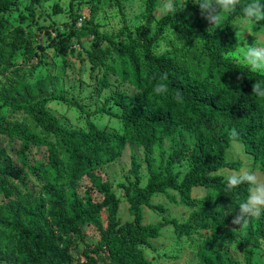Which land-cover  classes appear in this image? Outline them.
I'll return each instance as SVG.
<instances>
[{
    "label": "trees",
    "instance_id": "obj_1",
    "mask_svg": "<svg viewBox=\"0 0 264 264\" xmlns=\"http://www.w3.org/2000/svg\"><path fill=\"white\" fill-rule=\"evenodd\" d=\"M22 1L0 0V77L14 79L18 89L27 85L0 95L7 107L0 113V261L150 264L144 250L153 247L151 242L168 225L177 238H202L200 264H240L229 246H220L222 240L238 236L245 263L252 264L253 251L246 245L255 237L264 240V215L228 230V213L246 198L248 186L226 191L221 172L239 171L243 165L226 156L234 131L251 157L250 169L264 176V99L252 93L253 83L264 85V74L232 56L238 47L235 24L243 21L245 0L212 28L193 0H184L191 16L178 11L158 16L161 0H142L136 14L140 23L132 26L122 1L108 0L121 15L122 24L115 30L102 29L95 21L101 0H66L67 10L52 0V14L65 12L69 18L61 30L53 28V35L38 21L43 9L37 10L51 0H29L20 24L10 21L7 14ZM86 2L90 16L77 25L81 13L76 7ZM173 3L178 7L180 2ZM26 20L28 25H23ZM33 26L45 36L42 43L36 42ZM255 27L264 31V21ZM162 43L165 48L159 50ZM1 46L8 47V57ZM56 57L62 63L61 76L69 78L67 60L75 57L81 67L87 66L97 92L114 83L129 85L130 90L115 91L99 110L85 111L68 90L56 92ZM26 82L34 84V93ZM158 84L167 90L155 92ZM93 99L92 92L89 103ZM52 100L78 107L85 114L84 126L63 122L48 108ZM97 113L109 115L117 126H99L93 119ZM137 147L142 148V158L136 155ZM126 151L131 178L119 186L131 219L123 220L121 199L106 168ZM182 162L184 172L175 169ZM195 188L202 194L194 196ZM157 194L186 207L188 215L145 223L144 208L160 215L166 211L153 203ZM84 227L95 229L94 243L87 240ZM208 229L213 233L203 235Z\"/></svg>",
    "mask_w": 264,
    "mask_h": 264
},
{
    "label": "rangeland",
    "instance_id": "obj_2",
    "mask_svg": "<svg viewBox=\"0 0 264 264\" xmlns=\"http://www.w3.org/2000/svg\"><path fill=\"white\" fill-rule=\"evenodd\" d=\"M124 5V11L126 16L128 17L129 21L128 23L132 25H138L140 23V19L136 17V14H139L142 10V0H121ZM175 0H173L174 2ZM179 1V6L177 7V11L180 13H183L187 16H191L189 11L184 7V0H177ZM29 0H24L19 4V7L17 10L11 11L7 14L8 18L14 25L20 24L19 22V16L20 15H27V10L25 7L28 5ZM53 1L45 2L43 3L39 9H43L44 12H41L43 17L38 19L40 25L42 28L47 27L49 31H51L52 35L55 34V30L53 28L62 29L63 23L65 21H69V18L67 14L61 13L59 15H54L51 12V4ZM59 5L63 7L64 9L67 8L68 1L66 0H59ZM89 5L90 2H86L83 4L77 5L76 9H78V12L81 13V16L78 17L77 25H81L84 21L88 20L90 16L89 11ZM98 13L96 15L95 21L100 24L102 29L105 30H111V29H117L122 24L121 15L119 13L118 8L113 5V3L109 2L108 0H101L98 3ZM67 10V9H66ZM163 13L160 11V9L156 12V15L160 16ZM29 20H26L23 25H28ZM207 26L211 27L206 20ZM236 31L239 30L241 32H250L248 34L247 32L244 33V37L249 45H252L255 43V37L257 38L258 42L262 45H264V31L260 28L253 27L250 25L245 24L243 21H239L235 24ZM238 28V29H237ZM31 31L33 32V35L35 37L36 42L40 41L41 43L46 39L43 34H38V30L36 26L31 27ZM36 45V43H35ZM3 47V46H1ZM4 53L5 56L8 57L9 49L8 47L4 46ZM164 44L162 43L159 47V50H163ZM233 57L237 58L238 54L237 51L232 54ZM46 61L50 59V55H45ZM68 67L67 72L70 74L69 78L65 76H61L60 72L62 70V63L59 57H56L55 60V68L52 79H55L54 85L56 86V92L62 93L66 90H68V96L73 95L76 99L79 100V103L83 110L94 112L96 110H99L103 106V100L110 95L111 93L115 91H121V90H130L129 85L125 86H116V83L113 84L111 88L100 90L99 92L96 91L97 84L94 81L89 80L87 66L81 67V64L79 63L78 59L75 57H71L68 60ZM36 72H32L31 75H35ZM80 76V79H79ZM27 83V82H26ZM29 84V83H27ZM32 87L33 93L36 90L34 87V84H29ZM22 86H27L26 84H20L19 89ZM28 88V87H27ZM6 89H14L19 90L17 86H15V80L9 78V76H3L0 77V95L4 90ZM29 91L30 88H28ZM93 92L94 99L91 103H89L88 96ZM48 108L50 111H52L55 115L60 117V119L70 124L72 127H83L84 126V112H82L78 107L63 103L61 101L52 100L49 102ZM7 110V107L5 104L0 102V113H5ZM93 119L97 120L99 123V126L101 127H109L110 129H113L117 126L116 121L111 118L109 115L101 113V114H93ZM107 126H105V125ZM163 147L166 149L168 147V143L164 142ZM136 149V155H138L140 158H142V148L137 147ZM129 151H126L120 158L119 161H117L115 164L109 166L106 168V173L109 177V179L112 181L113 184V190L117 194V196L121 199V203L119 206V215L120 217L125 219H131V216L129 215L127 211V204L125 202V196L122 188L119 186L120 183L126 182L127 177L131 178L129 175ZM157 156V153H155ZM227 158L231 159H237L242 161L243 165L241 169H250L251 162H250V155L243 150L242 143L240 141L233 143V141L230 144L229 149L226 151ZM158 157V156H157ZM142 166L140 168V174H141V180L142 184H145L146 178H147V172L144 168L145 163L143 160H141ZM176 170H180L184 172L186 170V162H182L180 164H177L175 166ZM229 171V169H223L221 170L222 173H226ZM258 175V177L261 180H264V176L262 173L258 170H253ZM86 183V181L82 182L80 190H82V186ZM170 193H174L171 192ZM202 189L201 188H195L193 190V195H201ZM154 204H161L166 207V211L164 214L160 215L158 213H155L153 210L144 208V221L145 223H155L159 221L163 217H176L179 219H184L189 211L186 207L178 205L176 202H171L168 200V197L165 195L157 194L153 198ZM235 209V208H233ZM233 209L228 213V230L234 231L239 226L233 225L231 223L234 213H231ZM104 217V215H102ZM84 232L86 235L87 240L90 243H94L97 239V233L94 228L92 227H84ZM210 233H213L212 230H204L202 232L203 235H209ZM239 236L235 240H229L224 239L222 240V243H220V246H223V244L229 246L230 252L232 255L240 262V264H246L245 263V254L243 253V249L241 246L237 245V241L239 240ZM202 241V238L199 236H192L190 238H177L173 235L171 227L168 225L162 229L161 234L157 240H154L151 242V246L149 248H145V254L150 262V264H200V243ZM77 248L74 250L75 257L76 254H78V251L80 250V244L76 246ZM246 247H251L253 251V257H252V264H264V240L259 238H253L249 244L246 245ZM0 264H7L5 262H1Z\"/></svg>",
    "mask_w": 264,
    "mask_h": 264
},
{
    "label": "clouds",
    "instance_id": "obj_3",
    "mask_svg": "<svg viewBox=\"0 0 264 264\" xmlns=\"http://www.w3.org/2000/svg\"><path fill=\"white\" fill-rule=\"evenodd\" d=\"M193 2L199 6L201 15L212 28L222 22L225 14L233 13L241 0H193ZM177 9L173 0H161L160 11L163 14H173ZM242 15L243 22L254 27L260 21H264V4L261 3V0H245ZM245 32L237 30L235 33L236 44L238 45L236 49L237 59L251 71L264 74V45L260 44L256 37L255 43L249 45L244 37ZM247 33L250 34V32ZM166 90V86L163 84H158L155 87V92L157 93ZM252 93L264 99V85L260 82L253 83ZM177 98L179 99V97ZM231 139L235 144L236 133L234 131L231 134ZM224 182L226 191H231L242 184L248 186L246 198L241 200L238 207L231 212L234 213L231 221L233 225H238L239 229H241L248 225L253 218H259L264 215V180H261L255 171L241 169L239 171L226 172Z\"/></svg>",
    "mask_w": 264,
    "mask_h": 264
}]
</instances>
